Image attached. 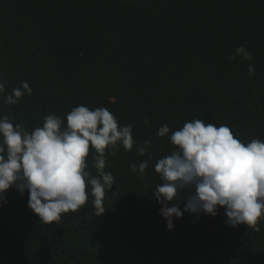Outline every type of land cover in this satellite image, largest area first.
<instances>
[{
    "label": "trees",
    "instance_id": "16d2710c",
    "mask_svg": "<svg viewBox=\"0 0 264 264\" xmlns=\"http://www.w3.org/2000/svg\"><path fill=\"white\" fill-rule=\"evenodd\" d=\"M21 81L32 95L16 105L0 99V116L29 132L49 114L66 126L83 104L107 108L152 148L140 156L118 144L106 157L116 184L99 216L90 196L46 224L27 192L9 189L0 264H264V218L256 231L226 225L223 208L198 219L185 212L168 230L154 199L155 163L176 150L171 132L157 136L161 126L201 119L228 125L243 142L264 140V0H0V82L11 94ZM93 154L90 147L86 170L96 175ZM149 157L143 177L132 171Z\"/></svg>",
    "mask_w": 264,
    "mask_h": 264
},
{
    "label": "clouds",
    "instance_id": "9594fccd",
    "mask_svg": "<svg viewBox=\"0 0 264 264\" xmlns=\"http://www.w3.org/2000/svg\"><path fill=\"white\" fill-rule=\"evenodd\" d=\"M235 52L244 60H253L244 46ZM255 73V65L249 63L248 75ZM32 93L27 81H21L11 94L0 82V99L8 105L19 104ZM157 136H169L176 146L154 166L162 181L156 186L154 199L162 205L160 214L168 230L174 229L173 218H182L185 212L198 219L201 214L215 217L223 208L226 225L246 224L260 231L258 221L264 218V140L243 142L228 125L206 124L201 119L186 122L175 131L165 124ZM118 144L126 151L135 145L140 156L152 148L151 141L138 143L133 125L120 124L104 107L75 106L66 115V126L60 116L49 114L43 125L31 132L14 123L9 115H2L0 203L7 202L9 189L15 188L21 195L27 192L28 206L41 221L51 224L58 222L62 214L77 211L91 196L95 215H102L106 211V192L116 184L113 174L105 171L106 157L114 154ZM90 147L94 149L96 175L86 170ZM150 160H143L138 167L132 164V171L143 177ZM180 200L185 202L183 210L177 203Z\"/></svg>",
    "mask_w": 264,
    "mask_h": 264
}]
</instances>
